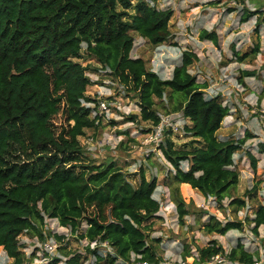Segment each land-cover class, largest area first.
<instances>
[{"label": "trees", "instance_id": "1", "mask_svg": "<svg viewBox=\"0 0 264 264\" xmlns=\"http://www.w3.org/2000/svg\"><path fill=\"white\" fill-rule=\"evenodd\" d=\"M154 1L0 0V247L12 264L25 260L20 235L26 232L42 238L45 218L57 219L71 233L85 222L78 239L88 241L85 249L93 256L92 264H160L148 233L159 218L156 177L147 179L142 167L136 175L127 173L112 159H88L81 144L86 129L100 126V116H93L92 107L86 104L95 102L86 95L89 70H106L136 94L140 111L127 121L141 119L157 125L161 121L157 103L164 113L180 112L189 119L190 125L184 127L190 133L189 141L175 147L169 130L158 146L172 166L165 182L181 224L192 204L184 201L181 184L217 203L238 184L234 155L253 135L217 136L231 109L223 104L222 95H207L206 82H199L189 71L198 60L197 53L182 50L168 78L148 68L142 57L131 55L132 32L154 46L171 35L173 10L157 8L151 4ZM253 15L259 18L258 29L264 22V10L243 8L239 20L245 22ZM199 38L218 44L215 30L202 29ZM257 48L258 44L252 52ZM235 54L239 60L247 55ZM84 58L100 67L83 65L79 60ZM244 72L254 75L255 71ZM247 154L255 169L256 159ZM132 178L137 180L132 182ZM257 191L255 184L244 196L255 199ZM229 205L237 210L246 202L233 197ZM201 213L207 215L206 233L241 231L248 223L256 236L262 228L264 241V203H258L244 221L223 223L212 213ZM225 252L216 239H210L195 256L185 244L181 256L184 261L192 257L189 264H204ZM226 253L243 263L258 258L257 251L246 248L241 237ZM83 259L85 255L75 252L65 264H82ZM59 261L53 257L48 264Z\"/></svg>", "mask_w": 264, "mask_h": 264}, {"label": "rangeland", "instance_id": "2", "mask_svg": "<svg viewBox=\"0 0 264 264\" xmlns=\"http://www.w3.org/2000/svg\"><path fill=\"white\" fill-rule=\"evenodd\" d=\"M157 8L170 7L173 15L169 22L171 35L159 46L150 44L137 32L134 37L132 56H140L146 61V66L168 78L173 66L180 61L181 52L191 49L198 55V60L189 66V71L195 74L199 82H206L204 90L220 89L227 95L222 98L232 110L225 116L218 130L219 138H237L251 133L242 150L234 155L235 166L239 171V181L231 189L221 203L210 201L197 190L181 184L180 193L189 205L190 213L184 217V223L178 220L175 203L171 200L170 188L165 182L166 175L172 169L162 151L155 142H144L145 132L152 128L149 121L138 119L127 121V117L139 113L138 99L133 91H127L113 76L104 69L96 72L87 71L91 83L86 88V95L95 99L92 105L98 106V101L104 99L107 110H100V126L86 129L80 137L81 144L88 159L95 162L115 160L127 173L138 174L143 168L147 179L156 177L157 187L154 197L160 202L159 218L154 220L149 233V243L153 244L159 255L160 264H189L192 257L182 259L183 246L186 244L192 256L197 255V249L205 246L210 239H216L227 252L235 245L238 237L249 250L257 251L258 258H264V241L250 230L252 224H244L243 230L231 229L226 234L206 233L203 222L206 214H214L223 223L227 220H245L252 215L258 203H264V126L257 125L251 118L253 107L264 105V22L258 26L257 15L247 21L239 18L244 9L260 11L264 9V0H156L151 2ZM202 29L215 30L218 33V44L210 40L200 39ZM258 44L255 52L252 49ZM232 45L233 48H232ZM238 55L247 53L239 60ZM81 63L100 65L92 59L84 58ZM255 71L254 75H246L244 71ZM167 100H164L165 104ZM256 103V104H255ZM161 119L162 140L172 129V141L179 148L190 139V133L184 128L190 125L188 118L182 123L181 114L164 113L159 103L155 106ZM251 109V110H250ZM231 119V120H230ZM229 120L231 122H229ZM58 122L59 119H56ZM182 123V124H181ZM176 126V129H174ZM178 127V130H177ZM150 130V131H151ZM250 152L256 159L255 169L251 166ZM137 178H132L135 182ZM258 184L255 199H248L244 191ZM233 197L245 199L246 205L235 210L229 205ZM86 227L85 222L76 233L61 226L55 218H45L42 225L43 237L37 234L23 233L20 242L24 245L23 264H48L53 257H59L58 264L73 253H81L86 259L82 264H92L93 256L85 249L88 241L78 239V233ZM59 237V238H58ZM105 245V244H104ZM94 243L91 244V247ZM108 249V247H103ZM257 258V259H258ZM0 264H12V259L6 256L0 247Z\"/></svg>", "mask_w": 264, "mask_h": 264}, {"label": "built area", "instance_id": "3", "mask_svg": "<svg viewBox=\"0 0 264 264\" xmlns=\"http://www.w3.org/2000/svg\"><path fill=\"white\" fill-rule=\"evenodd\" d=\"M264 10V9H263ZM207 95L210 96H214V95H222V97L225 99H227V95L226 93H224L223 91H221L220 89L216 88V89H212L210 92H208L207 90H205ZM87 105H89L90 107H92V115H98L101 116L100 110H107V103L104 101V99H100L98 101V106L96 107L95 105H92V103H86ZM256 104V103H255ZM251 110V109H250ZM251 113V118L252 120L260 126V124L262 126H264V105L262 106H258V107H253L252 110L250 111ZM173 114H175V112H173ZM180 114V113H179ZM181 116V120L182 123L184 124V119L182 115ZM181 123V124H182ZM162 124L163 121L161 119V121L157 124V125H152V130L151 128H148V130L145 132L146 136L144 137V142L148 143V142H155L157 144H160L163 140H162ZM176 129V126L175 128ZM151 130V131H150ZM172 130V129H171ZM178 130V127H177ZM185 166L187 165V163L184 164ZM210 201H213V198H208ZM204 264H264V258H258L255 259L252 263H243L237 260H232L227 256V253H217L213 256H211V258L205 262Z\"/></svg>", "mask_w": 264, "mask_h": 264}, {"label": "crops", "instance_id": "4", "mask_svg": "<svg viewBox=\"0 0 264 264\" xmlns=\"http://www.w3.org/2000/svg\"><path fill=\"white\" fill-rule=\"evenodd\" d=\"M231 112H232V110H231ZM230 114H231V113H230ZM230 114H229V115H230ZM230 120H231V119H230ZM230 120H229V122H231Z\"/></svg>", "mask_w": 264, "mask_h": 264}]
</instances>
